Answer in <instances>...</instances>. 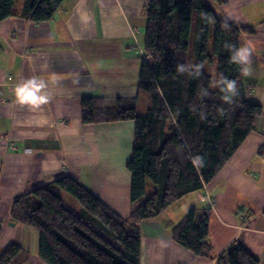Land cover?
I'll use <instances>...</instances> for the list:
<instances>
[{"label": "crops", "instance_id": "obj_1", "mask_svg": "<svg viewBox=\"0 0 264 264\" xmlns=\"http://www.w3.org/2000/svg\"><path fill=\"white\" fill-rule=\"evenodd\" d=\"M149 0H65L53 18L0 22V256L14 244L12 264H47L39 234L12 219L16 198L71 177L122 219L131 210L133 122L84 125L82 98L137 99L144 62ZM16 6V5H15ZM22 4L14 11L20 14ZM216 12L242 28L251 42L250 75L243 78L251 103L262 107L252 132L205 191L191 194L157 218L143 221L140 264H219L237 244L264 264V0H229ZM46 82L48 102L39 109L16 102L27 79ZM180 206V208H178ZM208 217L211 251L196 256L179 246L172 230L187 213Z\"/></svg>", "mask_w": 264, "mask_h": 264}, {"label": "trees", "instance_id": "obj_2", "mask_svg": "<svg viewBox=\"0 0 264 264\" xmlns=\"http://www.w3.org/2000/svg\"><path fill=\"white\" fill-rule=\"evenodd\" d=\"M65 0H0V22L21 17L33 23L53 18ZM229 0H149L144 39L145 59L139 89L149 108L137 114V99L82 98L84 125L132 121L134 140L127 164L131 175V210L122 219L104 201L67 176L16 198L12 219L39 234V255L47 264H140L143 221L160 216L185 197L203 191L254 132L262 107L251 103L242 66L231 62L226 45L240 46L242 28L215 7ZM178 65L200 71L180 73ZM236 81L229 100L216 86ZM205 93H207L205 95ZM203 165L193 164L195 157ZM258 156L264 160V145ZM155 191L147 196V184ZM70 195L80 206L63 198ZM264 216V210L262 212ZM174 241L196 256L211 251L208 217L196 223L191 210L172 230ZM20 247L10 245L0 264H12ZM219 264H261L241 244L230 247Z\"/></svg>", "mask_w": 264, "mask_h": 264}, {"label": "clouds", "instance_id": "obj_3", "mask_svg": "<svg viewBox=\"0 0 264 264\" xmlns=\"http://www.w3.org/2000/svg\"><path fill=\"white\" fill-rule=\"evenodd\" d=\"M226 48L230 51V60L233 63L241 65V71L245 76L250 75V63L253 53V46L251 42L244 45L236 47L234 45H226ZM177 70L180 73L185 72H199L198 67L193 66V68H187L184 65H178ZM216 86L220 88L221 92L225 94V99L229 100L231 96H234L237 91L236 81L229 80L221 75V78L215 82ZM46 88V82L42 80H37L35 78L27 79L22 84H19L14 89L16 102L20 105L28 106L31 109H39L42 105L48 102V96L44 92ZM207 93H205L206 95ZM193 164L196 166L203 165L202 157H195L193 159Z\"/></svg>", "mask_w": 264, "mask_h": 264}, {"label": "rangeland", "instance_id": "obj_4", "mask_svg": "<svg viewBox=\"0 0 264 264\" xmlns=\"http://www.w3.org/2000/svg\"><path fill=\"white\" fill-rule=\"evenodd\" d=\"M21 4H22V0H17L15 10H17V8ZM141 50L144 51V47ZM143 57L144 59L146 58L145 54ZM137 103H138L137 104V114L140 116L145 115L150 106L148 96L145 92L141 91L140 97L137 98ZM128 122H132V121H128ZM154 191H155V186L151 182H149L147 184V196H151ZM63 198L67 200L69 203H71L72 205H74L77 209H80L79 203L75 199H73V197H71L70 195L63 194ZM178 208H180V206H178Z\"/></svg>", "mask_w": 264, "mask_h": 264}, {"label": "built area", "instance_id": "obj_5", "mask_svg": "<svg viewBox=\"0 0 264 264\" xmlns=\"http://www.w3.org/2000/svg\"><path fill=\"white\" fill-rule=\"evenodd\" d=\"M206 188H207V185H204L203 192L205 191V193L202 195V199H203V200H207V201H209L210 206L214 208V206H215V201H214L213 198H211V197L208 195V193H207V191H206Z\"/></svg>", "mask_w": 264, "mask_h": 264}]
</instances>
